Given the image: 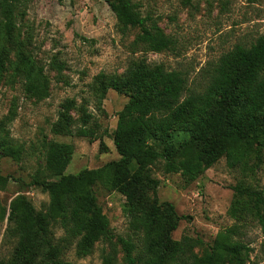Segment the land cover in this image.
<instances>
[{"label": "trees", "instance_id": "16d2710c", "mask_svg": "<svg viewBox=\"0 0 264 264\" xmlns=\"http://www.w3.org/2000/svg\"><path fill=\"white\" fill-rule=\"evenodd\" d=\"M31 1L2 0L6 20L0 25V83H17L26 98L40 102L49 96V79L19 31ZM103 1L119 33L136 30L131 53L173 51V39L150 16H142L137 3ZM178 3L185 7L191 0ZM50 66L61 70L55 61ZM200 72L202 85L194 89L180 71L148 65L141 58L131 60L120 75H96L92 93L98 105L107 90L126 97L110 134L118 159L64 174L71 145L43 138L42 164L30 183L46 194L47 204L36 211L19 194L7 207L0 206L3 238L10 244L0 264H65L67 251L84 258L98 243L104 245L103 264H114L116 245L123 264H252L244 240L248 222L264 232V188L255 182L264 165V34L248 46H232ZM72 111H78L76 119ZM7 121L0 119V159L17 163L23 149L8 136ZM96 128L84 107L64 99L49 132L91 142ZM221 158L240 175L231 186L226 211L231 225L208 244L189 236L172 240L171 233L185 217L177 216L170 203L157 202L152 169L158 165L162 173L191 182ZM3 182L0 174V186ZM96 187L123 197L121 213L136 242L113 235L96 202Z\"/></svg>", "mask_w": 264, "mask_h": 264}, {"label": "rangeland", "instance_id": "374dc122", "mask_svg": "<svg viewBox=\"0 0 264 264\" xmlns=\"http://www.w3.org/2000/svg\"><path fill=\"white\" fill-rule=\"evenodd\" d=\"M132 1L137 3L142 16H150L173 39V51L131 53L130 43L136 30L119 33L103 0H32L28 4L19 31L31 55L43 66L50 90L46 99L33 102L23 95L17 83H0V119H8L4 124L8 136L23 149L17 163L9 158L0 159V174L4 178L0 206L7 207L14 196L21 194L36 211L45 208L46 194L30 183L42 164L40 141L43 138L71 145L72 153L64 174L95 169L118 159L110 134L126 97L107 90L98 105L92 83L99 73L120 75L131 60L141 58L148 65L160 64L167 70L180 71L194 89L202 85L200 70L207 63L215 61L232 46H248L264 34V0L251 4L245 0H191L185 7L178 0ZM5 20L0 0V25ZM53 61L61 66L59 72L50 66ZM64 99H73L91 115L97 124L94 141L49 132ZM71 115L76 119L78 111H72ZM99 143L104 149H100ZM151 176L157 180V202L170 203L177 216L185 217L171 233L172 240L189 236L208 244L218 231L231 225L226 211L232 196L231 186L240 175L237 169L227 168L223 158L191 182H185L178 174L162 173L158 165L152 169ZM255 182L264 188V165L257 171ZM94 193L113 235L129 236L136 242L121 213L123 197L100 187ZM248 223L244 240L250 248L249 261L264 264V232L254 222ZM4 227L3 222L0 255L6 254L10 247L3 238ZM102 246L96 244L84 258L75 257L69 250L64 256L65 264H103ZM114 264H123L119 245L115 246Z\"/></svg>", "mask_w": 264, "mask_h": 264}]
</instances>
